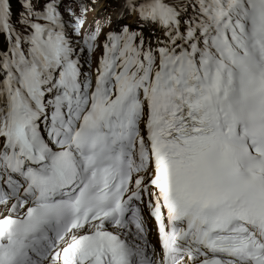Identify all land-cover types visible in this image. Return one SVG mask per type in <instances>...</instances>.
Here are the masks:
<instances>
[{
	"label": "snow or ice",
	"instance_id": "1",
	"mask_svg": "<svg viewBox=\"0 0 264 264\" xmlns=\"http://www.w3.org/2000/svg\"><path fill=\"white\" fill-rule=\"evenodd\" d=\"M0 264H264V0H0Z\"/></svg>",
	"mask_w": 264,
	"mask_h": 264
}]
</instances>
